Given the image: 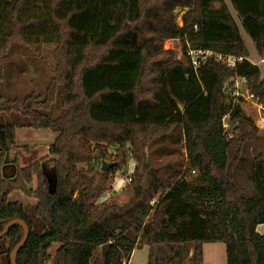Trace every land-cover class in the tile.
<instances>
[{
  "label": "trees",
  "instance_id": "obj_1",
  "mask_svg": "<svg viewBox=\"0 0 264 264\" xmlns=\"http://www.w3.org/2000/svg\"><path fill=\"white\" fill-rule=\"evenodd\" d=\"M26 1L15 0L8 12L0 57L11 46L27 47L24 33L41 24L39 17L19 19ZM228 1L254 51L263 55L264 0ZM59 3L62 17L54 12ZM215 3L220 4L216 9ZM177 7L185 10L181 26L173 15ZM50 8L57 43L43 99L34 91L20 101L0 97V113L21 119L0 121V231L11 220L24 222L29 231L15 264H46L52 244H58L56 264H89L93 250L103 244L108 245L104 264H123L142 248L146 264H204L205 243H223L226 264H264V236L256 232L264 224V154L252 159L251 195L244 197L234 174L257 130L223 95L228 79L242 78L264 108L260 71L246 60L229 70L213 57L193 70L186 56L189 48L248 57L229 7L223 0H50ZM165 40L179 41L183 60L163 48ZM58 91L60 113L52 118ZM228 112L231 137L222 127ZM16 127L49 129L57 138L47 157L17 167L9 181L2 178L1 165L7 145H14ZM176 127L195 174L190 181L171 164L151 168L147 161L148 145ZM109 147L112 154L106 153ZM47 159L52 191L41 166ZM130 159L131 183L97 202L112 188L110 175L125 173ZM102 161L113 164L108 172L100 171ZM12 191L36 200L31 212L43 224L40 233L32 229L28 208L7 201ZM127 232L136 241L126 238ZM22 234L13 225L0 239V264H10L9 254Z\"/></svg>",
  "mask_w": 264,
  "mask_h": 264
},
{
  "label": "rangeland",
  "instance_id": "obj_2",
  "mask_svg": "<svg viewBox=\"0 0 264 264\" xmlns=\"http://www.w3.org/2000/svg\"><path fill=\"white\" fill-rule=\"evenodd\" d=\"M15 0H0V44L2 43V36L7 34L10 27V20L8 12L12 7ZM223 2L229 7L232 16L235 18L245 46L248 50V59L254 61L255 56L257 58H264L263 55H258L246 34L240 26V22L236 19L235 13L232 10L229 1L223 0ZM219 3H215L213 8H218ZM184 9L175 8L173 15L175 17V24L181 26V17L184 13ZM50 0H27L22 6L18 13L20 20L27 19L31 16L39 17L41 24L32 28L24 33L26 40L29 41V45L20 46L14 45L9 48L7 54L0 57V97L3 100H22L24 97L31 94L33 91L44 97V90L48 79L51 76V70L54 65L53 49L57 43L56 29L50 21ZM55 14L58 17L64 15V5L59 3L55 8ZM166 41V40H165ZM163 42V48L174 52V56L177 60H183L180 51V44L178 40H172L167 45ZM252 54V55H251ZM261 80L264 82V71L261 72ZM231 99L225 98V102L228 103ZM60 91L56 94L54 105L50 109V117L55 118L60 113ZM233 106L238 105L244 112L245 116L248 117L254 124L257 130L256 139L247 142L240 155V160L236 166L234 174V184L240 190L244 197H250L251 195V183H250V172L251 162L253 157L258 154H264V123L258 121L257 111L253 105L245 101L242 98H236L233 100ZM14 116V117H13ZM262 117L264 113L262 112ZM17 118V119H16ZM21 122L18 114H2L0 113V121L2 123H12L14 120ZM227 133H232V127H226ZM114 148H106V153L112 154ZM233 154V147L229 146L227 149L228 157ZM147 161L151 168H157L164 165H173L175 168L184 172L185 179L190 181L194 178L190 169H188L186 154L184 150V142L181 134V128L176 127L173 131L162 138L155 139L151 142L146 149ZM46 161V160H45ZM44 162V161H43ZM42 163V162H41ZM134 164L133 160H128L125 172L127 169ZM35 178V177H34ZM51 184H47L49 191L53 190V172L50 173ZM110 179V177H109ZM33 180V178H32ZM36 181V179H35ZM32 184V183H31ZM110 185H114L110 179ZM127 187V186H126ZM125 187V188H126ZM32 190L36 188L31 187ZM124 189V188H123ZM122 189V190H123ZM112 190V188H111ZM108 191L103 194L97 202L104 201L111 198L113 195L120 194L122 192ZM29 218L31 219L32 229L36 233H40L43 230L42 222L30 211L28 212ZM150 217L145 219L148 222ZM262 231H264V224H262ZM126 238L131 241H136L134 235L131 232L125 233ZM58 244H52L49 249L51 256L50 260L46 264H56L54 258V251ZM107 244L96 247L92 256L89 260V264H104V256L107 250ZM147 250L146 248L136 249L133 251L131 257L123 260V264H146ZM202 261L204 264H226L225 247L223 243H205L202 246ZM187 264V263H184Z\"/></svg>",
  "mask_w": 264,
  "mask_h": 264
},
{
  "label": "crops",
  "instance_id": "obj_3",
  "mask_svg": "<svg viewBox=\"0 0 264 264\" xmlns=\"http://www.w3.org/2000/svg\"><path fill=\"white\" fill-rule=\"evenodd\" d=\"M172 40H166L165 43L169 45ZM1 81V78H0ZM57 134L49 129H32L27 127L15 128V142L14 145H7L4 153L3 163L1 165V176L4 180L12 181L15 177L16 168H24L35 162L41 161L48 156V149L54 143ZM1 154V152H0ZM42 171L46 177L47 184H51L50 173L53 172L52 161L47 159L41 163ZM36 186L35 178L33 177L31 187ZM9 203H18L26 208L28 211L36 205V200L25 197L19 191H12L8 197ZM29 216V215H28ZM263 225L256 227V232L264 236L262 231ZM133 252L131 253V255ZM131 255L129 257H131ZM129 264V261H128Z\"/></svg>",
  "mask_w": 264,
  "mask_h": 264
},
{
  "label": "built area",
  "instance_id": "obj_4",
  "mask_svg": "<svg viewBox=\"0 0 264 264\" xmlns=\"http://www.w3.org/2000/svg\"><path fill=\"white\" fill-rule=\"evenodd\" d=\"M186 56L188 57L189 64L193 70H197L201 65H203L206 62L207 57H213L216 62L223 64L224 67L229 70L234 69L237 63L246 60L252 65L256 66L259 69L260 74L262 71H264V58H257L253 55L252 57L254 58V61L252 62L248 59V57L244 58L241 56L217 54L210 51L192 50L187 48ZM223 95L224 98L228 97L229 99H231L227 103L231 106L233 104H230V102L233 103V100L236 98H242L245 101L250 102L257 111L258 121L261 124L264 123V117H262V112L264 113V108L259 104L257 98L249 93L246 87V81L244 79L238 77L228 79L223 86ZM227 126H230L232 128L234 127V124H232L229 120V112L222 117V127L226 136L231 137L232 133H227ZM133 167L134 164H131V166L127 169L125 173L122 171H118L110 175V179L114 184L112 186L111 193L119 192L131 183Z\"/></svg>",
  "mask_w": 264,
  "mask_h": 264
},
{
  "label": "water",
  "instance_id": "obj_5",
  "mask_svg": "<svg viewBox=\"0 0 264 264\" xmlns=\"http://www.w3.org/2000/svg\"><path fill=\"white\" fill-rule=\"evenodd\" d=\"M99 157V154H96V158ZM113 164L112 163H106L104 161L101 162V167H100V171L101 172H108L111 168H112ZM13 225H19L22 230H23V234H22V238L19 240V242L13 247V249L11 250L10 254H9V261L10 264H15V258L17 255V252L23 247V245L26 242V239L28 237V228L26 226V224L20 220H11L9 221L4 227L3 229L0 231V239L2 237H4L6 235V233L8 232V230L13 226Z\"/></svg>",
  "mask_w": 264,
  "mask_h": 264
}]
</instances>
